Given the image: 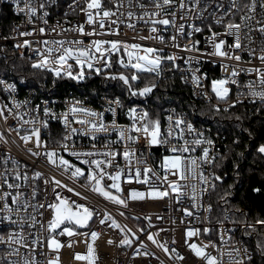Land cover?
Listing matches in <instances>:
<instances>
[{"label":"snow or ice","instance_id":"1","mask_svg":"<svg viewBox=\"0 0 264 264\" xmlns=\"http://www.w3.org/2000/svg\"><path fill=\"white\" fill-rule=\"evenodd\" d=\"M54 2V0H53ZM86 3L85 8H81L80 11L86 14V23L88 25L99 24L101 32L105 31V18H108L110 21V26L106 31L113 32L115 31L118 35V26L120 21H112L111 17L115 15L112 8L104 7L102 0H84ZM109 4L116 5L117 9L122 6L121 0H108ZM10 3L14 10L17 13H24L28 22L32 23V17L36 15L37 8L33 7L31 0H10ZM23 3V7H21ZM131 4V0H129ZM137 4L140 8L146 9L147 6L140 4L137 0ZM150 4L155 9V11L148 12L147 10L142 13L136 19L144 23L152 25L149 28V32L154 35L148 37H139L138 39L148 40L152 39L158 41L161 44H165V37L160 34V29L157 25L164 26V30H167V26H172L175 29V34L169 37V40L172 42L174 47L181 48V45L178 43V37L187 35L191 37L194 33L202 32L203 29L195 24H190V30L185 33V24L188 23L186 20L187 15L195 11L198 18H202L203 12L209 8V3L207 0H179V4L176 3V0H150ZM201 4L203 7L201 8ZM175 5L177 9L183 13L180 16V19L184 23L177 25L176 21V12L171 13V18L164 16L163 18H158L162 9L165 6ZM77 0H71V3L68 5L73 11L77 7ZM261 9H264V0H260L259 4ZM40 9H44V3L39 5ZM216 11L220 12V16L214 20V23L217 25H223V32H215L212 30V25H208V30L211 33L209 36H206V43L211 45L213 51L208 52L205 49L202 55L207 56H218L223 58L220 61V66L223 73H226V76L221 78L211 79V92L215 94V97L218 101H227L229 99L230 88L227 86L229 84L237 85L239 88V80L237 79L241 72L245 73H255L260 84V90H256L253 87V82L251 80L247 81L246 87L248 89L247 93L243 91H237V98L232 100L231 103H228L223 109H221L219 103L212 105L214 114H218L223 110L228 112L234 105L242 103L240 97L250 96L253 99L259 98L261 103H264V41H262L260 53L257 56L256 49L248 47L247 52L250 57L258 59L260 61V67L247 66L251 65V59L248 61H243L241 56V51L244 46L242 45V39H247L249 44L253 42V37L251 33L253 31L259 32L261 36H264V23L257 20L253 26L252 22L254 19V13L257 8V0H250L249 3L243 4V9L246 11L244 14L240 15L239 23L235 22V16L238 12L241 11V6L239 0H228V7L226 10L223 3H220L219 0H216L215 3ZM93 9L96 10L95 14ZM102 12V15H101ZM49 13L45 10L43 12V23L46 25L47 20L44 17H47ZM94 15L96 19H94ZM128 17L131 18L134 16V13L129 11L127 13ZM67 16V13H65ZM144 16H149L148 20L144 19ZM228 17V22L225 24L224 19ZM116 25V28L113 29L111 25ZM129 28H135L134 23H129L127 25ZM57 27H60L57 24ZM242 28L247 29L245 36H241ZM13 31L16 33V36L11 37L16 39V37H32L36 28L31 29L30 31H19L18 27L14 28ZM40 34L45 33L46 29L44 27H39L38 29ZM52 31H56L55 28ZM61 32L67 31H76L81 35H99L95 27L92 28V31L85 32L84 24H78L73 28H60ZM233 37V42L228 44L225 37ZM4 39H9V37H3ZM199 41H194L186 43L182 46V51L199 52L200 50L196 47ZM16 48L24 49L28 48L32 52L36 59H32L30 56L29 59L31 62V67L33 69H39L42 72L51 73L52 79V89L59 87V82L73 81L76 84L86 80L92 74L102 75L104 79L107 80H117L121 82L122 86L126 88L129 96H147L152 90L156 87L155 82L145 84V86L136 88L134 83L138 82L139 75L138 73H155L157 76L160 75V68L163 62H170L174 68H177L176 60L179 58L175 53H170L168 56H163L162 48L156 47H145L142 43H128L126 40L112 39H94L89 42L88 45L83 43L82 39H60V40H29L23 39L22 42H17L14 45ZM223 46V48H222ZM119 55V59L116 63L120 66L121 69L126 71L112 72L111 68L113 66L111 57L112 55ZM99 54V55H97ZM24 53L21 52L23 57ZM127 57L125 59L124 57ZM200 57H188L185 60V63L189 66L188 71L192 72L191 81L196 88L201 90L200 94H203L206 98L208 97V92L204 90L203 81L207 79L206 73H200L199 69L192 70L191 64L195 60L199 62ZM73 61L70 63L69 61ZM225 61H235L236 63H226ZM215 62V61H213ZM241 65H245L242 67ZM229 68L231 71L229 72ZM199 73V74H198ZM24 78L21 77V80ZM183 79V77H182ZM0 85L4 86L6 92L14 93L16 91L17 85L15 83H7L5 80L0 79ZM14 108L17 110L15 112V118L19 120L17 127L13 129L11 126L8 127V131H16L19 133L24 125H29L28 129H25V134L20 137L27 145L30 141L33 144V147L27 148V152L32 156H41L43 155L47 162L55 168L63 170V175H67L69 180L73 184H78L79 180L83 179L84 183L79 184V189L77 187L70 186L69 184L64 183L62 180L57 179L55 176H52L51 179L45 178L44 184L46 186L51 185L52 195L55 198L53 202L49 203L47 200L39 204H30L23 199V193L19 191L21 185L17 182L21 179L25 183L28 181L27 173L21 177V174L18 168L8 169L7 162L10 157H6L4 160L5 170L0 173V245H4L9 249H12L11 253H5L3 257H0V264H3V261H7V264H14L11 259L12 255H16L19 252V248H13V245H22L25 248H29V244L25 242L23 227L24 220L21 216V209L27 212L28 208H32L33 213L39 214L41 220H36L35 215H30L29 219L32 221L29 224V227H35L37 223L40 224L41 228L44 227V223L47 224V246L49 249L57 251V258L50 260L48 264H59L58 251L63 246L58 238L61 235L67 234L69 240L67 242L68 247H72L74 241L72 237L75 235H89V233H80L76 231L75 226L85 227L89 225V222L95 216L99 219L101 225L105 224L106 221H111L112 228H118L121 232H124L127 228V225L121 226L111 215L107 212L106 209L101 210L96 207H92L85 202L88 201V196L85 194L87 192H94L99 196L104 197L106 200L113 202L118 205H123L125 208L128 206V201H143L146 199H158L170 196L172 193H175V198L177 201L181 199L184 195L183 188L185 187L179 181L187 180L188 175L192 177L193 180L197 177V169H200L201 164L214 165L216 164L215 156L210 157V147H203L202 154L200 157L195 156H184L183 153H192L196 151L198 146L207 144L208 146L213 145V140L210 138H205L204 131L198 130L193 122L185 121L181 117L169 115L167 117L168 126L165 129L166 135L161 131V124L159 118L152 119L149 112L139 107L138 105H132L128 107L126 115L131 121L130 125L123 126L118 125L115 120L117 113V108H123V102L119 96L115 97L112 100H107L106 103L108 107L105 111L113 114V120L110 124L105 123L104 112L97 111L91 107L85 106L82 100H79L75 97H72L70 100H65V109L59 113L53 110L55 101L43 100L42 109L41 105L37 104L34 108L29 109V112L39 113L42 111L43 119H38L36 117L25 120L19 109L22 105H28L30 101L24 100L19 101L14 99L11 95L9 96ZM7 111L8 115H5ZM259 111V109H258ZM13 115V108L9 107L6 103H0V120H3L7 123L8 117ZM232 117H229L231 119ZM235 119L239 121L241 117L239 115L235 116ZM56 120L63 124L64 134L60 140H56V147L49 148L48 143L51 141H42L41 140V131L42 129H49L50 121ZM78 125V126H73ZM184 127H181V126ZM244 132H247L250 138L252 133L248 129H243ZM110 132H116L117 138L113 142L108 140L105 142L103 149H97L95 143L92 144L91 148L87 150H77L75 144L69 146V142L72 141V138L78 134L87 135L93 141L97 139L98 133L109 134ZM135 133L133 135L132 133ZM193 136L192 140H188L185 136ZM140 138H144L146 143L149 146L152 145H169L172 139L183 140V144L180 147L172 144L168 148V152L172 153L170 155H163L160 161V168L164 170V175L160 176L157 174L152 167L147 166L143 160L137 159L135 165L132 161L135 159V149L128 147V144L135 143ZM0 141H3L7 144V139L4 136L3 132H0ZM125 142V148L122 153L126 165L121 168L116 162L119 156V153L111 148L113 143ZM240 138L236 137L232 141L233 144H239ZM43 148L44 151L41 152L40 149ZM35 149V150H34ZM63 152H68L72 157H75L81 162L82 165L86 167L78 166L75 163H72L69 159H66ZM179 153V154H177ZM255 153L260 157H264V142H261L255 146ZM199 161V163H198ZM13 165L17 164L16 160H12ZM145 165L140 167V165ZM111 169V171H110ZM186 173L188 175H186ZM174 176L175 179H169V176ZM44 174L42 172L36 171L33 173V179L41 178ZM239 176V172H237ZM105 178H107L110 183H108ZM222 177L217 175L215 172L211 173L209 177H206L203 174V170L199 171V181L201 182V190L199 195L202 197L206 192L216 189V182L222 181ZM102 181H105L102 184ZM135 181L137 184L144 185V189L140 190L138 188L129 187L127 190L122 188V183L131 184ZM160 185H167V187L161 189ZM232 187L231 185L229 186ZM57 188L66 189L67 192L74 194L76 198L68 197L62 194V192L57 191ZM15 190V194H13ZM115 190V193L112 191ZM127 191V195H125ZM254 193H260L261 188L255 187L251 189ZM47 194V187L45 189ZM197 190L196 185L192 184L191 186V201L192 208L196 210V213H199L201 209L208 215L203 217L201 220L198 216L196 217V222L202 224H211L209 216L213 211V206L211 203L207 207L197 204ZM230 192L225 191L224 195L219 197V199L225 204L228 203L227 198L230 196ZM36 196V189L32 190V198ZM43 211H38V210ZM45 211L49 212L50 219L44 221ZM184 215L181 217V223H184L186 219H189L194 216L193 211L188 208L182 209ZM103 212V215H101ZM236 212H240V209L237 208ZM13 213L17 216V219H13ZM123 215V212L120 213ZM247 215L246 213H242ZM229 219V212L227 209L224 211L223 218H217L216 224L219 226L218 230L213 227L204 226L202 228L196 227H186L184 236L185 244L196 257L202 258L206 264H224V256L228 258V264H254L253 251L260 254L261 260L264 261V232H259L257 226L260 229H264V219L257 218L255 223L241 221L244 223L247 229L251 231H245L244 235H251L252 233H257L258 238L255 241L254 250H250L249 246L243 244L242 241H234V243L227 247L221 248L216 244L214 240H209L207 244H198L195 241L189 242L192 237H199L202 233L204 235H211L213 231H216L221 244L225 242V236L228 233L233 232V229L225 228L224 221ZM68 222V225L63 227L62 231L59 233L54 232L53 230L60 229L62 225ZM233 223H237L233 221ZM151 226V224H149ZM19 228L20 231H16V228ZM131 233L132 237L139 239L137 232H133L131 229H127ZM139 232H143L144 229H138ZM99 233L90 230V237L93 242L99 237ZM147 240L151 241L157 247L162 249L165 253L172 255V258L184 261L185 257L181 255L177 249L172 248L171 252L167 247L166 243L158 242L152 233L147 234ZM228 241H233L234 237L232 235H227ZM114 241L109 238L108 243L111 244ZM175 241H173L174 243ZM32 248L29 250L32 252L31 260L21 258L23 264H38L35 260V251L33 249L36 245L40 244L39 237L32 239L31 241ZM133 240L125 234L123 239L119 240V245L131 246ZM43 247L42 244H40ZM209 247L215 248L217 255H213L211 252L206 251ZM141 249L144 250V255H155L154 253H149L147 246L144 244L143 240H140L134 255L140 253ZM76 260H87L88 264H94L98 259L96 256V250L93 243L87 244V255H82L81 253L75 254ZM163 264V262H161Z\"/></svg>","mask_w":264,"mask_h":264},{"label":"built area","instance_id":"2","mask_svg":"<svg viewBox=\"0 0 264 264\" xmlns=\"http://www.w3.org/2000/svg\"><path fill=\"white\" fill-rule=\"evenodd\" d=\"M121 2L122 6L117 9L116 5L109 4L108 0H102L104 7H110L112 8L113 12H115V15L111 17V20L120 21L117 35L115 31H106L110 26V21L108 20V18H105V31L103 32H101L98 23L91 26L86 23V14L80 11L81 8L86 7V3L84 2V0H77L78 6L75 7L74 11L68 7V5L71 3V0H54V2L53 0H31L32 6L37 8L36 15L32 17V23L28 22V18L24 13H17L14 10L10 3V0H0V19L1 17L3 18L2 26H0V44L10 46L20 56L21 52H23V58L30 62H32L29 59L30 56L32 57V59H36L37 57H35V55L30 52L27 47H25L24 49L16 48L14 45L18 41L22 42L23 39L72 40L79 38L83 40V43L85 45H88L89 42L94 39H120L126 40L128 43L139 42L142 43L145 47L152 46L156 48H162L163 52L161 53V55L168 56L170 53H175L179 57L176 60V64L178 65V67L174 68L170 62L165 61L161 65L159 76H157L155 73H143L150 74L160 79L176 77L188 89L192 100L198 101L201 104H206L211 109L212 105L218 103L221 109H223L228 103H231L232 100H235L237 98L238 90L247 93L248 89L246 87V84L249 80L253 82V87L256 88V90H260L259 80L255 73L241 72L237 78L239 80V88L237 85H227L230 88L229 99L227 101H218L215 97V94L211 92V79L226 76V73L222 72L220 66V61L223 58H220L218 56L202 55L205 49H207L208 52L213 51L211 45L207 44L205 39L206 36H209L211 34L208 30V25H212V30L215 32H223L224 30L223 25H217L214 23V20L221 14L220 12L216 11V0H207L210 6L206 11L203 12L202 18H198L197 13L195 11H192L187 15L186 20L188 21V23L185 24V33L190 30V24H195L196 26L201 27L203 31L199 33H194L191 37H188L186 34L183 36H179L178 43L181 45V48L174 47L172 42L169 40V37L175 34V29L172 26H167V30L165 31L164 26L157 25V27L160 29V34L165 37V44H161L158 41L152 39L143 41L138 39L139 37H148L150 35H154L149 32V28L152 25L144 23L142 21H138L136 19L146 10L148 12L155 11V9L150 4V0H139L140 4H144L147 6L146 9L140 8L137 4V0H131V4H129V0H121ZM219 2L224 4V10H226L228 7V0H219ZM249 2L250 0H239L241 11L236 14L235 22H240V15L244 14V12L246 11L245 9H243V4ZM41 3H44V9L39 8V5ZM176 3L179 4V0H176ZM259 4L260 0H257V8L255 10L254 19L252 22L253 26L255 25V21L257 20L264 23V9H261ZM21 7H23V3H21ZM200 7L202 8L203 4H201ZM45 10L49 13L47 17H44V19L47 20L46 25L41 19ZM92 11L95 14L96 10L93 9ZM129 11L134 13V16L131 18H129L127 15ZM172 12H176L177 14V25H179L180 23H184V21L180 19V16L183 15V13L180 12L175 5L165 6L162 9L158 18H163L164 16L171 18ZM65 13H67V16H65ZM94 19H96L95 15ZM144 19L148 20L149 16H144ZM228 19V17H225V24L228 22ZM129 23H134L135 28H129L127 26ZM57 24H59L60 27H57ZM78 24H84L85 32H90L92 31V28L95 27L99 35L90 36L81 35L79 32L76 31H60L61 27L68 29L73 28ZM17 27L19 31H30L31 29L36 28L37 32H35L32 37H16V39H12L11 37L16 36V33L13 31V29ZM39 27H44L46 29L45 33L40 34L38 31ZM111 27L115 29L116 25L112 24ZM53 28H55L56 31H52ZM245 33H247V29L242 28L241 36L244 37ZM251 36L253 37V42L251 44H249L247 39H242V45L244 46V48L240 54L242 56L243 61H248L251 59V65L247 66L260 67V61L253 57H250L248 55L247 48L251 47L256 49V54L258 56L260 53L262 41H264V36H261V34L256 31H253L251 33ZM3 37H9V39H4ZM225 39L228 44H231L233 42V37L231 36L225 37ZM194 41H199V43L196 45V47L200 50L199 52H186L181 50L184 44ZM121 54L114 53L112 55V64L118 70L127 71L121 69L120 66L116 63V61L119 59V55ZM188 57H200L199 62H196L195 60L192 62L191 69L193 71L199 69L200 73L207 74V79L203 81L204 90L208 92L207 98L203 94H200L201 90L199 88H196L191 81L192 72L187 70L189 66L185 63V60ZM124 58L127 59L126 56ZM69 62L72 63L73 61L70 60ZM225 62L233 64L236 63L235 61ZM241 66L244 67L245 65ZM228 71L230 72L231 68H229ZM94 76H96V74H92L91 76H89L88 79H91ZM0 79L5 80L7 83H15L17 85L16 91L14 93L6 92L4 90V86L0 85V103H6L9 107L13 108V115L8 117L7 123H5L3 120H0V132L4 133V136L8 141L7 144H5L3 141H0V173L4 172L5 170L4 160L6 157H10L7 162L8 169H13L14 167L18 168L21 177H23V175L27 173V176L29 178L27 183H25L23 179L19 181H11V174L10 182H17L21 185L19 191L24 194L23 199L30 204H39L41 202H44L45 200H47V202L49 203L54 201L55 198L52 195L51 185L46 186L44 184V179H51L52 176H55L57 179L62 180L64 183L69 184L70 186L77 187V190H80L79 184L84 183L83 179L79 180L78 184L74 185L73 182L69 180L67 175L62 174V169L53 167L47 162L46 158L43 155L37 157L32 156L30 153L27 152V148L33 147V144L30 141L27 145H25L24 141L21 140L20 137L25 134V129H28L30 127L29 125H24L19 133H17L16 131L9 132L7 130L9 126L15 129L17 127V124L19 123V120L15 118V112L17 110L14 108L11 101L9 100V96L11 95L14 99L19 101H30L28 105H22L19 109V111L24 114L23 118L25 120L33 117L43 119L42 111L39 113L38 117L37 113L29 112V109L34 108L37 104H40L42 109L43 100L55 101V104L50 106L53 107L54 111L59 113L65 109V100H70L72 97H75L79 100H82L85 106L91 107L97 111L104 112L105 123L107 124H110L113 120V114L105 111V109L108 107V104L105 101L106 99L112 100L117 96L106 93L95 94L83 92L82 90H80L81 88L79 84L87 81L88 79L80 82L79 84H76L73 81H66V86H68L67 89L64 91L62 90V92L60 93L55 92L54 94L40 93L33 87L25 86L20 82L16 83L7 77H1ZM120 99L122 100L124 106L123 108H117L115 120L118 125L127 126L131 123L128 116L126 115L128 107H131L132 105H138L141 108L143 107L137 102H128L129 99L127 101H125L121 97ZM240 99L242 100V103L234 105L232 108H235L237 106L245 108L256 105H262L264 107V103H261L259 98L253 99L252 97L245 95L240 97ZM5 115H8L7 111L5 112ZM169 115L181 117L185 121L193 122L194 126L198 130L204 131L205 138H210L213 140V145L208 146L207 144H204L198 146L195 152L183 153L184 156L191 155L195 157H200L202 154L203 147H210V157L215 156L217 160L221 156V154L226 151L227 142L225 140L224 134L219 133L217 130H215L208 124H203L199 121H196L194 119L193 113L178 109L177 106H175L174 104H167L164 108L161 109L159 115L154 114L150 115V117L152 119L159 118L161 124V131L164 132V134L166 135L165 129L168 126L167 117ZM181 127L184 126L182 125ZM63 134V124L59 121L52 120L50 121L49 129H42L41 140L51 141L48 143V147L53 148L56 147L55 141L60 140ZM132 134L135 135L134 132ZM116 138V132H110L109 134L98 133L97 139L95 141H93L87 135L78 134L72 138V141L69 142V146L71 147L74 143L77 150H87L91 148L93 143H95L97 149H103L106 141L111 140L115 142ZM185 138L188 140H192L193 136L186 135ZM172 144L176 145L177 147H180L183 144V140L172 139L169 145L158 144L149 146L144 138H140L135 143L128 144L129 148L135 149V159L132 161L133 165H135L137 159L143 160L145 164L147 166L152 167L158 175L163 176L164 170L160 168L161 157L163 155L172 154L168 152V148ZM111 148L115 149L119 153L116 162L121 168L125 167L126 161L122 155L125 148V142L113 143L111 145ZM40 151L43 152L44 149L41 148ZM62 154L66 159H69L72 163H75L81 167H86L82 165L81 162L75 157H72L70 153L63 152ZM12 160H16L17 164L13 165ZM143 166L145 165H140V167ZM200 169L203 170V174L206 177H209L211 173L214 172V165L201 164ZM200 169H197V177L195 180H193L192 177L186 173V175H188V179L179 181L182 185L185 186L183 188L184 195L179 201H177L175 198L176 194L172 193L168 197L158 199H146L143 201L129 200L128 206L125 208L123 205H118L113 202H110L104 197L99 196L94 192L89 191L85 193L88 196V201L82 202H85L88 205L101 210L106 209L107 212L111 215V217L117 221V223H119L121 226L127 225V228L124 232H121L118 228H112L110 220L106 221L105 224L101 225L99 223V219L95 216L89 222L88 226H85L83 228H78L77 226H75L77 232L89 233V235L85 236L74 234V236L72 237V240L74 241L72 247L67 246V242L69 240L67 234L59 236L58 238L60 239V242L63 245L58 251L59 264H88L87 260L75 259L76 253L87 255L88 243H93L96 250V256L98 257V259L94 262V264H161V262H163V264H206V262L203 261L202 258L196 257L195 254L188 249L187 245L185 244L184 236L186 227L202 228L204 226H209L217 230L219 228V226L216 224V219H213L211 215L209 216L211 224H202L196 222L197 216L201 220H203V217L208 214L205 213L203 209H201L199 213H196V210L192 208L191 186L192 184L196 185V190L198 194L197 204L202 205L203 207H207V205L209 204V195L211 191V189H209V191L206 192L202 197L199 195L202 187L201 182L199 181ZM36 171L42 172L44 176L41 178L33 179V173ZM169 179H175V177L170 175ZM105 180L110 183L107 178H105ZM104 182L105 181H102V184ZM46 187L47 194L45 192ZM129 187L138 188L140 190L144 189V185L137 184L135 181L131 182V184L122 183V188H124L125 190H127ZM160 187L163 190V188L167 187V185H160ZM33 188L36 189V196L34 199L32 198ZM57 191L62 192V194L65 196L76 198L73 193L67 192L66 189L57 188ZM112 191L115 193V190ZM13 194H15V190H13ZM125 195H127V191H125ZM0 207H2V205H0ZM183 208H188L189 210L193 211L194 216L190 218L191 223L189 222V219H186L184 223H181V217L184 215L182 211ZM38 211L43 210L41 209ZM121 212H123V215L120 214ZM30 215H35L36 220L38 221L41 220V217L39 216L38 212L33 213L32 208H28L27 212H25L23 208L21 209V216H23L24 220V239L25 242L29 244V248H25L22 245H13V248H19V252L16 255H12L11 259L13 260L14 264H23L21 258L31 260L32 252L29 250L30 248H32L31 241L32 239L39 237L40 244H42L43 247L38 244L33 249V251H35V260L38 262V264H48L50 260L57 258V251L49 249L47 246V224L44 223L43 228H41L39 223H37L35 227H29V224L32 223V221L29 219ZM101 215H103V212H101ZM220 218L222 219L223 216ZM13 219H17L15 213H13ZM47 219H50V214L49 212L45 211L44 221H46ZM233 221H236L237 223H233ZM240 222L241 220H236L233 217V213L229 212V219L224 221V226L225 228L233 229V232L226 234L224 244H221V241L219 240L216 231H213L211 235H204L202 233L199 237H192L189 242L195 241L198 244H207L208 241L211 239L214 240L216 244L222 249L231 246L234 241H242L243 244L246 245L243 241L241 233L242 229L246 226L244 223ZM149 224H151V226H149ZM141 228L144 229L143 232L138 231V229ZM127 229H131L133 232H137L139 239L137 240L135 237H132L131 233H129ZM90 230H94L100 234L95 242L91 240ZM16 231H20V229L17 227ZM53 231L59 233L62 231V229ZM149 232L153 234L154 238L158 242L166 243L170 252L172 248L177 249L178 252L185 257V260L180 261L172 258V255L174 254L170 255L169 253H165L162 249L157 247L151 241L147 240L146 237ZM125 234H127L129 238L133 240V244L131 246L119 245V240L123 239ZM227 235H232L234 237V240L228 241ZM109 238H111L114 242L109 244ZM140 240L144 241V244L147 246L148 252L154 253L155 255H144L143 249H141L139 254L134 255V252L136 251L137 245ZM173 241L175 242L173 243ZM206 251L211 252L213 255H217L215 248L209 247L208 249H206ZM11 252L12 249H9L4 245H0V257H3L5 253ZM223 259L224 264H228V258L226 255ZM3 264H7V261H3Z\"/></svg>","mask_w":264,"mask_h":264},{"label":"trees","instance_id":"3","mask_svg":"<svg viewBox=\"0 0 264 264\" xmlns=\"http://www.w3.org/2000/svg\"><path fill=\"white\" fill-rule=\"evenodd\" d=\"M3 18L0 19L2 26ZM112 72L122 70L116 69L113 65ZM127 74V71H126ZM139 80L134 87L140 88L145 84L155 82L156 87L147 96H129L126 88L117 80H105L102 75H96L91 79L79 84L80 90L86 93H106L116 95L128 102H137L150 115L160 114L162 108L167 104H174L178 109L193 113L194 119L203 124H208L224 134L227 142V149L221 154L214 164V172L220 175L222 181H217L216 189L210 191L209 203L213 206L211 217L220 218L224 215L225 209L233 213L236 220L255 223L257 218L264 219V157L255 153V146L264 142V107L256 105L251 107H235L228 112L221 111L214 114L213 110L206 104L192 100L188 89L176 78L160 79L147 73H138ZM7 77L16 83L33 87L44 94L60 93L66 90L67 82H59V87L52 89V75L33 69L31 62L20 56L8 45L0 44V78ZM21 77L24 79L21 80ZM259 109V111H258ZM241 119L237 121L235 116ZM229 117H232L229 119ZM248 129L252 133L250 138ZM240 138L239 144L232 141ZM239 172V176H237ZM232 186L231 188L229 186ZM259 187L260 193H254L252 188ZM225 191L230 192L227 198L228 203L222 202L219 197ZM239 208L240 212H236ZM246 213L247 215H243ZM259 232H264L257 226ZM245 231H251L244 227L241 231L244 243L254 250L257 233L244 235ZM254 264H264L260 254L253 251Z\"/></svg>","mask_w":264,"mask_h":264},{"label":"rangeland","instance_id":"4","mask_svg":"<svg viewBox=\"0 0 264 264\" xmlns=\"http://www.w3.org/2000/svg\"><path fill=\"white\" fill-rule=\"evenodd\" d=\"M66 226H70V225H68V222H65V224L62 225L60 229H63V227H66ZM60 229H57V230H60Z\"/></svg>","mask_w":264,"mask_h":264},{"label":"water","instance_id":"5","mask_svg":"<svg viewBox=\"0 0 264 264\" xmlns=\"http://www.w3.org/2000/svg\"><path fill=\"white\" fill-rule=\"evenodd\" d=\"M78 228H83V227H80V226H77Z\"/></svg>","mask_w":264,"mask_h":264},{"label":"bare ground","instance_id":"6","mask_svg":"<svg viewBox=\"0 0 264 264\" xmlns=\"http://www.w3.org/2000/svg\"><path fill=\"white\" fill-rule=\"evenodd\" d=\"M263 107V106H262Z\"/></svg>","mask_w":264,"mask_h":264}]
</instances>
